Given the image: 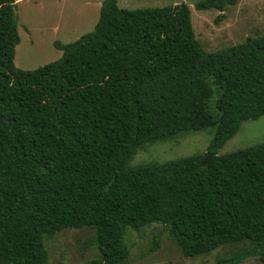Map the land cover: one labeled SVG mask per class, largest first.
<instances>
[{
    "label": "trees",
    "instance_id": "trees-1",
    "mask_svg": "<svg viewBox=\"0 0 264 264\" xmlns=\"http://www.w3.org/2000/svg\"><path fill=\"white\" fill-rule=\"evenodd\" d=\"M118 1H103L92 31L57 41L59 59L25 70L17 3L0 0V264H47L45 236L84 226L101 257L80 264H123L127 228L152 223L185 256L247 242L217 264L264 263V142L219 154L264 115V35L207 51L187 3ZM206 128L204 154L130 165L148 144Z\"/></svg>",
    "mask_w": 264,
    "mask_h": 264
},
{
    "label": "rangeland",
    "instance_id": "rangeland-1",
    "mask_svg": "<svg viewBox=\"0 0 264 264\" xmlns=\"http://www.w3.org/2000/svg\"><path fill=\"white\" fill-rule=\"evenodd\" d=\"M104 0H22L17 3L20 43L16 47L15 64L32 70L55 61L62 51L57 41L69 43L92 31L98 22ZM201 0H119L122 8L176 5L187 3L197 39L207 51H215L245 41L248 37L264 35V0H237L224 11L200 10ZM214 128L183 132L177 137L148 144L137 150L131 166L148 162L204 154L212 142ZM264 142V115L245 120L239 130L224 144L219 154L254 146ZM125 241L130 256L123 264H217L249 247L247 242L224 244L208 253L185 256L180 245L171 237L167 227L152 223L139 230L127 228ZM155 241L159 246L153 249ZM48 251L47 264H80L101 257L97 232L92 226L63 228L44 239ZM239 264H264L250 257Z\"/></svg>",
    "mask_w": 264,
    "mask_h": 264
},
{
    "label": "water",
    "instance_id": "water-1",
    "mask_svg": "<svg viewBox=\"0 0 264 264\" xmlns=\"http://www.w3.org/2000/svg\"><path fill=\"white\" fill-rule=\"evenodd\" d=\"M210 157H211V154H209V156H208V158H207L206 162H208V161H209ZM163 226H164V224H163V223H160V227L162 228Z\"/></svg>",
    "mask_w": 264,
    "mask_h": 264
},
{
    "label": "crops",
    "instance_id": "crops-1",
    "mask_svg": "<svg viewBox=\"0 0 264 264\" xmlns=\"http://www.w3.org/2000/svg\"><path fill=\"white\" fill-rule=\"evenodd\" d=\"M20 1H22V0H19L18 2H20Z\"/></svg>",
    "mask_w": 264,
    "mask_h": 264
}]
</instances>
